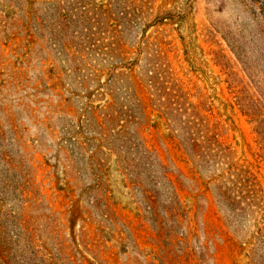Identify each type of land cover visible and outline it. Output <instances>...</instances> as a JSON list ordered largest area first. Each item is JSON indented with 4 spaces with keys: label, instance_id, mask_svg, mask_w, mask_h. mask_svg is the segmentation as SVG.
<instances>
[{
    "label": "rangeland",
    "instance_id": "obj_1",
    "mask_svg": "<svg viewBox=\"0 0 264 264\" xmlns=\"http://www.w3.org/2000/svg\"><path fill=\"white\" fill-rule=\"evenodd\" d=\"M256 12L250 0H0V264H249L206 177L152 127L143 144L128 133L150 105L143 72L160 64L204 94L264 190L228 88L245 80L237 48L258 44Z\"/></svg>",
    "mask_w": 264,
    "mask_h": 264
},
{
    "label": "trees",
    "instance_id": "obj_2",
    "mask_svg": "<svg viewBox=\"0 0 264 264\" xmlns=\"http://www.w3.org/2000/svg\"><path fill=\"white\" fill-rule=\"evenodd\" d=\"M250 1L257 9L254 16L259 27L252 39L258 44L241 42L237 59L246 81L239 78L228 88L234 104L252 126L264 156V0ZM148 65L143 75L150 108L142 111L145 124L138 119L129 121L132 129L128 141L138 139L140 142H136L143 144L144 130L152 127L165 146L181 151L187 162L206 177L208 190L232 229L237 255L249 264H264V190L256 174L234 157L231 145L220 134L221 122L213 120L204 94H192L169 68L155 62ZM134 104L139 111L138 103ZM142 147L141 160L155 158L157 180L165 185L169 181L167 167L155 153Z\"/></svg>",
    "mask_w": 264,
    "mask_h": 264
}]
</instances>
